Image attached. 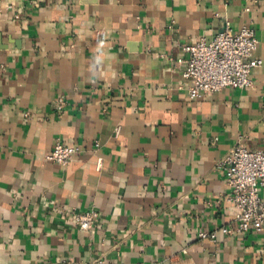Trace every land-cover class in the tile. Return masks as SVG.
I'll return each instance as SVG.
<instances>
[{
  "label": "crops",
  "instance_id": "obj_1",
  "mask_svg": "<svg viewBox=\"0 0 264 264\" xmlns=\"http://www.w3.org/2000/svg\"><path fill=\"white\" fill-rule=\"evenodd\" d=\"M245 4L3 0L0 264H264L217 167L264 152V0ZM225 22L254 29L263 64L250 87L190 97L182 45ZM56 141L79 147L64 165L45 158ZM73 208L100 220L81 230Z\"/></svg>",
  "mask_w": 264,
  "mask_h": 264
},
{
  "label": "built area",
  "instance_id": "obj_2",
  "mask_svg": "<svg viewBox=\"0 0 264 264\" xmlns=\"http://www.w3.org/2000/svg\"><path fill=\"white\" fill-rule=\"evenodd\" d=\"M258 0H245V11ZM3 0H0V13ZM7 10L11 4L5 6ZM258 39L251 26L243 25L233 30L228 22L211 39L204 37L197 42L182 45L186 56L177 62L182 65L181 75L190 81L187 93L190 97H201L226 87L246 88L252 85L251 71L263 64L255 56ZM182 88L181 86L179 87ZM61 101V99H59ZM79 151V147L56 141L45 158L59 164H66ZM100 161L98 167L100 166ZM218 170L224 175L228 187L226 200L229 213L235 221L237 232H264V152L247 150L241 145L232 147L218 162ZM73 223L88 231L100 220V213L94 209L84 211L71 209ZM222 232L231 229L222 227ZM202 238L207 233H200ZM214 238L215 233H210Z\"/></svg>",
  "mask_w": 264,
  "mask_h": 264
}]
</instances>
